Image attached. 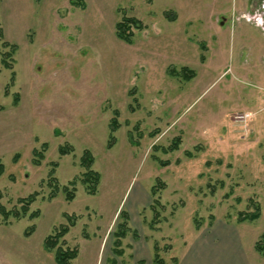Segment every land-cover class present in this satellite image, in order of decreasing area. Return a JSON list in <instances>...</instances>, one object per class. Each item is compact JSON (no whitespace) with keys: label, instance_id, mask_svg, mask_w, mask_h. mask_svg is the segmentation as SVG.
Masks as SVG:
<instances>
[{"label":"rangeland","instance_id":"1","mask_svg":"<svg viewBox=\"0 0 264 264\" xmlns=\"http://www.w3.org/2000/svg\"><path fill=\"white\" fill-rule=\"evenodd\" d=\"M233 1L0 0V207L34 196L23 218L0 213V264H57L43 242L64 226L71 264H148L154 244L174 264L213 223L217 264L225 244L226 264H264V34ZM123 16L143 25L130 44Z\"/></svg>","mask_w":264,"mask_h":264},{"label":"trees","instance_id":"2","mask_svg":"<svg viewBox=\"0 0 264 264\" xmlns=\"http://www.w3.org/2000/svg\"><path fill=\"white\" fill-rule=\"evenodd\" d=\"M142 29H143V25L140 21L136 20L135 18H128V17L123 16L121 20L115 24V35L120 41L130 44L133 41V36H134L133 30L141 31ZM2 36H3V32L0 27V38ZM3 46H6V44H3ZM1 55H2V65L6 69L12 70V66L6 60V57H10V54L3 53ZM13 77L14 75L12 73L11 82L13 81ZM17 100H18V97L16 96L13 101V104H16ZM0 110H2V107H0ZM114 114L117 115L116 112ZM109 128L111 132L110 134L111 141L108 144V148L110 147L113 141L112 133L117 129L116 116L111 119L109 123ZM174 144L175 146L173 148L176 147L175 142ZM42 148H44V146ZM69 152L70 151L65 150L63 147L59 149L60 155H66ZM34 155L40 156V158H42V153L38 151H34ZM35 162H36L35 163L36 165H39V161L37 162V159H35ZM92 165H93V158L91 154L88 151H84L80 159V166L83 169L80 182L84 186L86 194L90 196H93L96 194L97 187L100 181L99 173L92 170ZM3 172H4V166L0 162V176L3 174ZM69 185L74 186V182H70ZM63 192L65 194V200L67 202H71L74 199L73 193L68 191L67 188L64 187ZM151 193H152L151 194L152 196L155 195L152 189H151ZM19 201L24 203V204L22 203L23 206H21V213L18 211L11 213L16 219H21L23 218V216L27 214L28 212L27 207L30 206L34 202V196H29L26 199L19 200ZM156 203H158V200H156ZM0 213L4 216V218H7L9 215L11 216V214H9V212H5L2 207H0ZM120 215L123 216V218L125 219V223H127L128 222L127 213L121 212L119 216ZM36 216H37V213H31L28 216V218L34 219L36 218ZM257 217H258V214L250 215L247 218V220L253 221L257 219ZM69 225L73 226L74 223L71 222V224L69 223ZM117 227H118V231H117L118 233H115L116 235L115 234L113 235L114 240H115L113 242L114 255L117 257H120L123 255V251L120 249V247H121V239H123L125 236L123 227L126 228V224L119 225ZM68 230H69L68 227L64 226L60 228L54 235L47 236L43 242L44 249L48 252H53L54 259L57 264H71V262L77 257V250L69 249L65 244L64 237L68 233ZM263 242H264V233L260 236L259 241L255 245V250L262 256H264ZM152 261H153V264H165L164 260L160 256V252L156 244L153 245ZM176 263L177 261L174 260V264Z\"/></svg>","mask_w":264,"mask_h":264},{"label":"crops","instance_id":"3","mask_svg":"<svg viewBox=\"0 0 264 264\" xmlns=\"http://www.w3.org/2000/svg\"><path fill=\"white\" fill-rule=\"evenodd\" d=\"M234 6L235 10L240 13L241 17L244 15V21L246 24L253 25L254 27L257 26V28H259L264 34V0H236ZM237 25V31H240L242 23L238 22ZM260 84V88L263 87L264 80H262ZM148 203L144 205L147 206ZM216 231L218 230L216 229V225L214 223L206 230H197L193 239L194 242H191L190 244L187 242L184 244V247L187 250L183 256L177 258V264H217L218 260L213 258L216 252L220 249L214 241V238H217V235L214 233ZM211 233L214 234L212 235ZM230 245H224L223 254L225 255V259L222 257L220 264L228 263L229 256L227 252L234 251L229 250ZM235 247L237 248V252L240 251L239 246ZM152 257L153 255L151 256L148 264H153ZM137 262L138 264H143L144 259L139 258ZM242 263L247 264V258L244 255H242V259L239 264Z\"/></svg>","mask_w":264,"mask_h":264},{"label":"built area","instance_id":"4","mask_svg":"<svg viewBox=\"0 0 264 264\" xmlns=\"http://www.w3.org/2000/svg\"><path fill=\"white\" fill-rule=\"evenodd\" d=\"M249 117V115H241L240 116V120H246Z\"/></svg>","mask_w":264,"mask_h":264}]
</instances>
